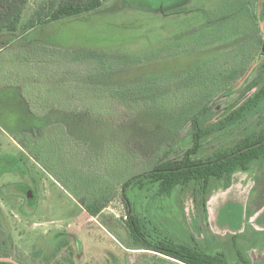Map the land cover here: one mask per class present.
<instances>
[{
  "label": "rangeland",
  "instance_id": "1",
  "mask_svg": "<svg viewBox=\"0 0 264 264\" xmlns=\"http://www.w3.org/2000/svg\"><path fill=\"white\" fill-rule=\"evenodd\" d=\"M255 5V0H108L100 11L0 36V258L8 255L18 264H170L132 247L123 185L149 171L162 158L160 150L172 145L168 126L190 120L205 98L239 79L253 50ZM247 33L248 42L238 46L241 40L233 37ZM116 55L126 63L107 64ZM236 55L244 59L236 63ZM262 72L256 69L240 89L221 93L208 122L252 96ZM83 79L123 86L78 85L72 88L74 107L67 105L74 113L49 110L50 102L70 94L62 84ZM98 90L104 99L94 96ZM115 90L122 94L115 106L109 102L103 116H87L101 111L107 97L112 101ZM263 115L264 110L244 126L212 137L205 150L240 140ZM38 116L42 128H31ZM189 132L187 125L181 136ZM172 148L178 150L177 141ZM177 150L174 157L186 148ZM151 188H130L126 195L152 230L225 254L231 264H264V160L234 174L229 185L212 180L207 193L191 185L161 198ZM95 202L107 206L96 218L86 211Z\"/></svg>",
  "mask_w": 264,
  "mask_h": 264
},
{
  "label": "trees",
  "instance_id": "2",
  "mask_svg": "<svg viewBox=\"0 0 264 264\" xmlns=\"http://www.w3.org/2000/svg\"><path fill=\"white\" fill-rule=\"evenodd\" d=\"M107 1L108 0H44L42 2L34 1L33 4L32 0H0V36L22 35L69 18H78L93 11H100ZM255 3L256 5L252 8L250 19L253 26L250 46H252L253 50L250 55L249 64L247 68L241 72L239 79L236 80L234 85L231 86L230 82H227L223 90L221 91V89H219L216 93H231L240 89L241 85L249 80L256 69L263 71L257 91L239 107L229 111L215 123H209L207 116L212 110V103L220 94H215L211 100L210 98H205L203 103H200L202 104L201 109L194 114L190 120L185 121V123L181 125L179 124L180 122H175L167 127V130L172 134V145L160 150V153H163L162 158L156 159L155 163L152 164L153 167L149 171L132 177L123 185V198L126 201L125 205L129 212L126 226L131 242L133 243V246H131L154 253L156 256L161 257L158 259L160 261L170 264H231L225 254H213L199 247H190L177 243L173 239L158 234L156 230H152L149 225L150 221L142 216V213H139L137 207L127 197L126 191L130 188L140 191L151 186V189L155 190V195L157 197L171 198L177 188L185 189L191 185H195L207 193L212 180H226L229 185L234 174L248 172L253 165L264 160V115L261 116V120L256 125L248 127V129L245 128V134L240 140L231 142L230 144H222L213 151L207 152L205 150L206 144L212 137L228 134L244 126L250 119L264 110L263 44L261 47V34H264V0H255ZM247 35L248 33L242 36H234L233 38L241 40L238 44L239 46L240 44H246V42H248ZM116 56L108 61L107 64L113 63L114 65L116 62L121 61L122 64L126 63V58L118 55ZM235 59L236 63H238L244 58L243 56L239 57L236 55ZM154 62L157 61L154 60ZM103 65L99 66L100 73L107 77V72H104ZM224 66H227V64ZM114 69L115 68H113V70ZM95 73H99L97 69ZM112 74L113 72L111 75ZM77 82L73 80V83L62 84V90H65V93L66 90H68L70 94L61 95L67 96V99L62 98L60 101H53L54 103L50 102L49 110L57 111L65 115H71V111L74 113L72 108L74 107L76 93L73 92L72 88L78 85L81 86L85 84V86H88L87 89L123 86L122 84L111 85L106 82H96L92 79H90V81L88 79H83ZM58 86L59 85H57V87ZM102 92L103 91L99 92L98 90L94 96L104 99ZM114 93L115 96L110 95L109 97L112 101H109L107 97L106 102L108 103H106V105L103 103L101 111H88L90 113H88L87 116H93L92 114H95L93 117L97 115L103 116L102 114L110 109L109 102H114L113 106H115L117 98L119 100L122 94L119 90H115ZM69 97L73 98L72 101L69 100ZM126 104H128V102L123 100V105ZM67 105L73 106L71 110L67 108L69 107ZM40 106L41 102H38V110ZM88 109L90 108L86 105L85 110ZM75 112L77 113V111ZM38 118L39 116L34 119L35 124L31 128H42V124L39 123ZM187 125L190 126V132L187 137H182L181 134ZM58 134H61V132L58 131L53 135ZM65 136L68 137L67 135ZM54 139L57 140L56 137H54ZM40 141L41 137L39 138V142ZM66 141L67 140L63 139L59 140L62 147L70 149L65 146ZM176 141L179 144L178 150L176 149L177 151H181L184 148H186V150L177 157H174L176 150L172 147ZM152 159L148 160L151 161ZM27 199L29 202L31 201L28 196ZM33 199H35V196ZM106 207L105 203L95 202L90 205L88 204L86 206V211L92 217L96 218L102 214ZM2 257L9 258L8 255ZM0 264L13 263L0 262Z\"/></svg>",
  "mask_w": 264,
  "mask_h": 264
},
{
  "label": "water",
  "instance_id": "3",
  "mask_svg": "<svg viewBox=\"0 0 264 264\" xmlns=\"http://www.w3.org/2000/svg\"><path fill=\"white\" fill-rule=\"evenodd\" d=\"M262 52L264 53V43H263V47H262ZM28 196L31 198L32 197V193L29 192ZM0 262H10L13 264H18L15 260L10 259V258H0Z\"/></svg>",
  "mask_w": 264,
  "mask_h": 264
},
{
  "label": "built area",
  "instance_id": "4",
  "mask_svg": "<svg viewBox=\"0 0 264 264\" xmlns=\"http://www.w3.org/2000/svg\"><path fill=\"white\" fill-rule=\"evenodd\" d=\"M124 219L127 220L128 219V216H124Z\"/></svg>",
  "mask_w": 264,
  "mask_h": 264
}]
</instances>
